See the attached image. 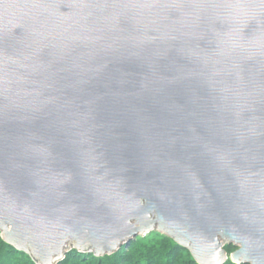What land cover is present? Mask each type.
<instances>
[{
  "label": "water",
  "instance_id": "95a60500",
  "mask_svg": "<svg viewBox=\"0 0 264 264\" xmlns=\"http://www.w3.org/2000/svg\"><path fill=\"white\" fill-rule=\"evenodd\" d=\"M150 232L264 264V0H0L2 240L59 264Z\"/></svg>",
  "mask_w": 264,
  "mask_h": 264
},
{
  "label": "trees",
  "instance_id": "16d2710c",
  "mask_svg": "<svg viewBox=\"0 0 264 264\" xmlns=\"http://www.w3.org/2000/svg\"><path fill=\"white\" fill-rule=\"evenodd\" d=\"M116 253L104 257H96L92 253H80L71 249L60 264H197L190 253L173 240L157 232H153L145 240L137 239ZM226 252L235 249L225 246ZM0 264H35L22 251L8 245L0 238ZM225 264H233L227 261Z\"/></svg>",
  "mask_w": 264,
  "mask_h": 264
},
{
  "label": "rangeland",
  "instance_id": "374dc122",
  "mask_svg": "<svg viewBox=\"0 0 264 264\" xmlns=\"http://www.w3.org/2000/svg\"><path fill=\"white\" fill-rule=\"evenodd\" d=\"M153 234V232H150V233H148V234H145V235H140V236H137L136 238H134V240H132V241H138L137 239H140V240H145L148 236H150V235H152ZM160 234V233H159ZM162 235V234H161ZM164 236V235H163ZM166 237V236H165ZM0 238L2 239V236H1V233H0ZM168 238V237H167ZM71 250V249H70ZM69 250V251H70ZM186 251H188L187 249H185ZM235 250V249H234ZM233 250V251H234ZM68 251V252H69ZM233 251H231V252H226V254H227V257L229 258V255L233 252ZM117 252V251H116ZM116 252H114V253H116ZM189 252V251H188ZM113 253V254H114ZM66 255V254H65ZM104 256H107V255H104ZM104 256H102V257H104ZM100 258V257H99ZM228 261H230L229 259H228ZM62 262V261H61ZM60 262V263H61ZM231 262V261H230ZM59 263V264H60Z\"/></svg>",
  "mask_w": 264,
  "mask_h": 264
}]
</instances>
